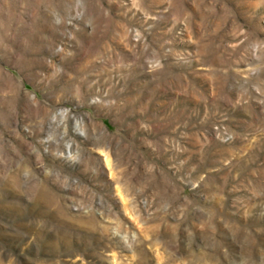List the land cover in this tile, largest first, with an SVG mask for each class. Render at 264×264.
I'll return each mask as SVG.
<instances>
[{
  "label": "rangeland",
  "instance_id": "1",
  "mask_svg": "<svg viewBox=\"0 0 264 264\" xmlns=\"http://www.w3.org/2000/svg\"><path fill=\"white\" fill-rule=\"evenodd\" d=\"M0 264H264V0H0Z\"/></svg>",
  "mask_w": 264,
  "mask_h": 264
}]
</instances>
